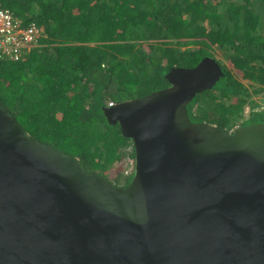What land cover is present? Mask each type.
<instances>
[{"label":"water","instance_id":"water-1","mask_svg":"<svg viewBox=\"0 0 264 264\" xmlns=\"http://www.w3.org/2000/svg\"><path fill=\"white\" fill-rule=\"evenodd\" d=\"M223 75L206 57L104 109L133 144L126 187L0 103V264H264V122L227 130L188 113Z\"/></svg>","mask_w":264,"mask_h":264},{"label":"trees","instance_id":"trees-1","mask_svg":"<svg viewBox=\"0 0 264 264\" xmlns=\"http://www.w3.org/2000/svg\"><path fill=\"white\" fill-rule=\"evenodd\" d=\"M0 8L41 32L18 61L0 60V103L88 171L109 178L135 159L132 142L105 116L109 102L167 88L172 68L206 57L224 75L188 106L191 121L227 130L264 122L261 113L244 115L264 92V0H0ZM132 177L117 171L109 179L126 187Z\"/></svg>","mask_w":264,"mask_h":264},{"label":"built area","instance_id":"built-area-1","mask_svg":"<svg viewBox=\"0 0 264 264\" xmlns=\"http://www.w3.org/2000/svg\"><path fill=\"white\" fill-rule=\"evenodd\" d=\"M41 32L35 23L24 25L20 19L14 18L7 9L0 8V60L18 61L21 56L37 44ZM115 103L109 102L108 107ZM247 112L261 113L264 115V103ZM129 165L123 170L125 177L133 176L135 172V159L127 157Z\"/></svg>","mask_w":264,"mask_h":264},{"label":"rangeland","instance_id":"rangeland-1","mask_svg":"<svg viewBox=\"0 0 264 264\" xmlns=\"http://www.w3.org/2000/svg\"><path fill=\"white\" fill-rule=\"evenodd\" d=\"M217 57L221 60L222 63H225L224 60H223V55L222 53H217ZM244 84L248 87H250V89L252 88H256L257 86L255 87H252L251 84L249 82H246L244 81ZM254 101H255V104L254 106L256 107L257 105H261L262 103H264V92H261L260 94L256 95L254 97ZM248 108H252L250 105H247L245 107V111H244V115H245V118H248L249 117V113L247 112ZM129 165V162L128 160H124V162H121L117 165L114 166V169L111 171V173H109L110 175L108 176L110 179H112L115 174L117 173V171H119V173H122V171L127 168V166ZM115 170V171H114ZM109 178L106 177V179H108L109 181H111ZM123 180L124 178H122V180L119 182V184H122L123 183ZM114 183V182H113ZM115 185H118L117 183H114ZM119 186V185H118Z\"/></svg>","mask_w":264,"mask_h":264}]
</instances>
